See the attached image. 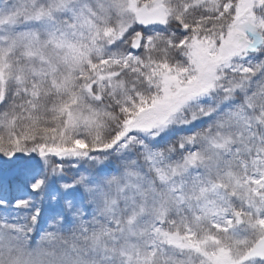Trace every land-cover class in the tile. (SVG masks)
Listing matches in <instances>:
<instances>
[{"label":"snow or ice","instance_id":"6c2138e0","mask_svg":"<svg viewBox=\"0 0 264 264\" xmlns=\"http://www.w3.org/2000/svg\"><path fill=\"white\" fill-rule=\"evenodd\" d=\"M0 264H264V0H0Z\"/></svg>","mask_w":264,"mask_h":264}]
</instances>
